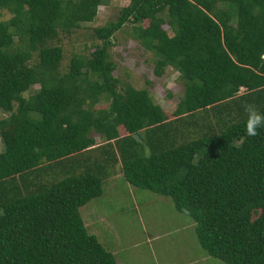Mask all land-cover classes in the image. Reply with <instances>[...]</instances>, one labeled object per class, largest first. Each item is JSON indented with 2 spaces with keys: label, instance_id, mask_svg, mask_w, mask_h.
Here are the masks:
<instances>
[{
  "label": "trees",
  "instance_id": "trees-1",
  "mask_svg": "<svg viewBox=\"0 0 264 264\" xmlns=\"http://www.w3.org/2000/svg\"><path fill=\"white\" fill-rule=\"evenodd\" d=\"M103 1L0 0V264H116L79 213L114 175L168 196L209 257L264 264V129L242 107L264 114V0H129L83 28ZM126 23L153 74L177 72L171 112L113 76Z\"/></svg>",
  "mask_w": 264,
  "mask_h": 264
},
{
  "label": "rangeland",
  "instance_id": "rangeland-1",
  "mask_svg": "<svg viewBox=\"0 0 264 264\" xmlns=\"http://www.w3.org/2000/svg\"><path fill=\"white\" fill-rule=\"evenodd\" d=\"M128 2L129 0H104L97 7L92 22L85 23L83 28L100 26L109 20H114L118 9ZM8 17L9 13L2 11L0 19ZM82 31L77 30L63 39V45L66 48L64 64L70 51L82 52L83 44L90 43V36H86ZM130 32V24L126 23L114 33V43L109 47L110 59L116 64L113 76L121 83L129 82L135 88H146L154 103L163 110L171 112L182 94V84L177 77V72L167 66L162 74H153L152 55L130 37ZM36 87L34 85L31 89ZM241 91L242 89L239 90ZM99 104L105 106L102 101H99ZM6 115V112L0 111V117ZM96 141L99 140L96 138ZM2 148L3 142L0 139V150ZM110 179L113 180L109 181ZM102 185V195L88 203L99 210H96V213L101 217V222L98 219H92L91 222L95 226H89V229H93V234L105 247L110 239L107 248H121L117 253V262L154 264V261L158 260L161 264L177 262L181 264L182 261L185 264L187 259L188 264L191 259L204 258L206 253L199 246L193 228L189 227L194 224L192 219L177 212L168 196L131 186L130 188L135 190L133 191L135 198H132L129 188L123 186L121 175L108 178ZM80 211L81 217L88 220L82 209ZM113 212L115 214H112ZM94 216L98 218L95 213ZM113 225L114 230H110L109 227ZM151 230L153 232H150ZM145 233H149V240L145 241ZM156 233L158 239H152L151 237ZM123 246L127 247L123 248ZM181 256L183 260L180 259ZM200 260L194 264H227L209 256L206 260L201 258Z\"/></svg>",
  "mask_w": 264,
  "mask_h": 264
},
{
  "label": "crops",
  "instance_id": "crops-1",
  "mask_svg": "<svg viewBox=\"0 0 264 264\" xmlns=\"http://www.w3.org/2000/svg\"><path fill=\"white\" fill-rule=\"evenodd\" d=\"M111 180H113V179H110L109 181H111ZM109 183V182H108ZM108 185V184H107ZM123 186L125 187V188H129L128 190H129V192H130V194H131V196H132V198H135V196H134V192L133 191H135V190H132V188H130L131 186L128 184V183H124L123 182ZM107 187H110V186H107ZM138 193V192H137ZM134 200V199H133ZM89 203V202H88ZM88 203H86V204H84L83 206H81L80 208H79V213H80V216H81V209H82V211H83V214L88 218V220H85V218H82V220H83V224L85 225V227L88 229V231H89V233H91V234H93V229L91 230V229H89V226H95L91 221H92V219H95V220H97L98 219V221L99 222H101L100 221V219H101V217L100 216H98V213H96V207H94V206H91V205H88ZM135 209H137V208H135ZM97 211H99V210H97ZM94 213H95V215L96 216H98V218L97 217H95L94 216ZM100 214V213H99ZM112 214H115L114 212L112 213ZM109 215H107V217H108ZM110 217V216H109ZM104 221V220H103ZM193 225L194 224H191V225H189V227L191 226L192 228H193ZM110 228V230H114V225L113 226H110L109 227ZM150 232H153V230H151ZM94 236H96V235H94ZM144 236H145V241L146 240H149L150 239V235H149V233H145L144 234ZM158 237V234L156 233V235H154V236H152L151 238L152 239H158L157 238ZM101 242V241H100ZM109 243H110V239L107 241V243H106V247L103 245V243L101 242V244L108 250V251H110V253L113 255V257H114V259H115V262H116V264H124L123 263V261H121V262H117L116 261V258H117V253H118V251L119 250H121V248L119 247H115V248H112V249H109V248H107V245H109ZM125 247H127V246H123V248H125ZM123 248H122V250H123ZM204 258H202V257H199V258H195V259H191V261H189L188 262V264H194V262H196L197 263V261L198 260H200V258L203 260H206L207 259V257H208V255H205V256H203ZM141 259V258H140ZM180 259H182L183 260V258H182V256H181V258ZM201 261V260H200ZM182 262H184V261H182ZM181 262V264H183ZM185 264H187V259L185 260ZM126 264H127V262H126ZM154 264H161V263H159L158 262V260L157 261H154ZM176 264H179L178 262L176 263Z\"/></svg>",
  "mask_w": 264,
  "mask_h": 264
},
{
  "label": "clouds",
  "instance_id": "clouds-1",
  "mask_svg": "<svg viewBox=\"0 0 264 264\" xmlns=\"http://www.w3.org/2000/svg\"><path fill=\"white\" fill-rule=\"evenodd\" d=\"M245 113L244 130L247 136L255 137L259 134V129H264V114L257 109L256 105L245 101L242 104ZM144 157L146 159L151 157V149L144 146ZM190 214V211H187Z\"/></svg>",
  "mask_w": 264,
  "mask_h": 264
},
{
  "label": "water",
  "instance_id": "water-1",
  "mask_svg": "<svg viewBox=\"0 0 264 264\" xmlns=\"http://www.w3.org/2000/svg\"><path fill=\"white\" fill-rule=\"evenodd\" d=\"M136 137V135H134ZM136 139H138V137H136Z\"/></svg>",
  "mask_w": 264,
  "mask_h": 264
}]
</instances>
